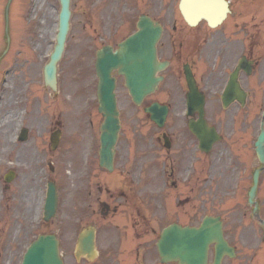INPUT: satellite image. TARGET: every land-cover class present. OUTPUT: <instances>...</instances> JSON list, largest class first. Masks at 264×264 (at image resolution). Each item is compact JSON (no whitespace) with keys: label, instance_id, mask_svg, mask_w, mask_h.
Listing matches in <instances>:
<instances>
[{"label":"rangeland","instance_id":"rangeland-1","mask_svg":"<svg viewBox=\"0 0 264 264\" xmlns=\"http://www.w3.org/2000/svg\"><path fill=\"white\" fill-rule=\"evenodd\" d=\"M6 1L0 0V69L7 68L5 82L0 86V264H19L28 242L44 232L61 235L65 264H77L72 254L76 232L102 217L96 201L101 193L97 194L96 187L103 189L101 198L104 201L108 196L105 185L109 174L105 171L99 174L98 171V136L102 117L97 111L95 99L93 62L99 39L93 27L96 24L93 23L97 21L98 12V16H101L98 24L103 27L105 11L109 12L118 6L116 3L107 5L95 2L96 6L88 7L87 1L94 0H71L70 30L59 62L58 91L52 94L43 86L42 67L54 43L58 0H11L9 47L3 34ZM101 7L104 9L101 10ZM241 20L243 25L246 24L247 36L248 32L249 35L255 32L256 24L264 28V0H245ZM126 30L127 25H124L116 34ZM116 93L123 121L114 170V174H119L122 169H129L136 164L138 156L134 155L132 147L127 150L125 140L140 137V131L134 134L132 129H138L145 120L140 117L141 110L129 104L121 81ZM257 111L256 108L252 114L253 128ZM56 125L61 129V138L58 147L51 150L49 134ZM22 126L28 129V138L25 142L17 143L14 136ZM253 128L249 134L253 133ZM150 129L146 133L148 136L145 135L148 144H151L152 133L158 131L151 124ZM149 148L153 149L151 145ZM149 153L154 156L150 169H156L161 163L160 151L149 150ZM246 156V165H252L254 161L252 155H248V149ZM10 169H14L15 176L6 187L4 175ZM96 173L98 176L95 179ZM48 176L57 185L59 205L55 217L40 224L42 187L44 189L41 180ZM144 176L145 172L136 173L139 187H142ZM148 181L150 183V175ZM129 185L133 189L130 182ZM179 191L182 194L178 197ZM166 197L183 202L190 197V193L178 184L176 189L169 190ZM187 206L173 209L169 216H164L160 213V207L153 202L150 211L162 217L158 226L160 229L172 221L191 224L192 212ZM132 207H119L118 217L105 219L108 222L109 219L113 222L117 220L119 226H130L132 217L128 213L134 210ZM158 227L147 246L150 250L148 264H155L157 260L152 239L154 243L159 234ZM106 231L104 228L100 232L101 238L106 233L105 240L112 232ZM99 245L103 246L102 239H99Z\"/></svg>","mask_w":264,"mask_h":264},{"label":"flooded vegetation","instance_id":"flooded-vegetation-1","mask_svg":"<svg viewBox=\"0 0 264 264\" xmlns=\"http://www.w3.org/2000/svg\"><path fill=\"white\" fill-rule=\"evenodd\" d=\"M177 1L129 0L128 10L129 23L133 28L131 32L135 30V23L141 14L161 26L156 57L167 65L158 73L162 79L157 89L143 99L145 106L154 103L165 106L173 122L171 128L164 129L170 139L168 148L163 144L162 135L154 138L163 146L161 167L169 169L171 177L173 169H192V225L198 226L205 215L219 217L223 235L235 249V256H225L222 264H264L263 225L257 219L262 218L264 207V171L259 174L258 186L250 203L248 190L253 183L252 172L261 165L257 159L254 165L247 166L245 162L246 149L248 155L255 158L254 148L248 143L252 123L247 109L258 108L264 98L263 44L260 41L258 45L257 42L247 45L244 30H239V22L236 21L226 29L222 26L210 27L205 20L190 25L180 14ZM229 4L232 10L229 17H236L240 6L234 7L231 1ZM116 15L122 16L121 11L117 10ZM242 57L252 61L250 74H247L244 63L238 67ZM237 67L236 80L240 92H245L244 98L242 96L241 100L239 93L237 98L234 96L224 105V86L230 82V76ZM186 69L192 76L191 88ZM187 100L193 109L191 119L197 120L198 109L202 108L207 125L214 127L219 135L205 152L199 146L198 136L187 132L189 120L179 117V112L188 108ZM125 183L121 175L115 185V193L110 195L113 199L112 213L118 209L117 202L130 199L123 190ZM134 221L133 234H144L147 230L138 228L149 225V221L140 213ZM124 237L127 238L128 234L124 233ZM124 237L118 246L130 261H121L120 264H148L141 259V247H122ZM114 241L119 242V239ZM212 256L213 244L209 247V261Z\"/></svg>","mask_w":264,"mask_h":264},{"label":"water","instance_id":"water-1","mask_svg":"<svg viewBox=\"0 0 264 264\" xmlns=\"http://www.w3.org/2000/svg\"><path fill=\"white\" fill-rule=\"evenodd\" d=\"M60 12H59V35L55 51L52 54L50 61L44 67V80L47 85L55 88V63L59 58L61 50L63 48V42L66 32L68 30V19L70 15L69 0H59ZM183 11V10H182ZM143 25H146L144 22ZM151 38L150 43H142L138 39L133 37L127 38L121 45L117 52L106 54L97 60L96 70L99 76V111L104 116V121L101 125L100 135V164L107 168H111V161L113 155V146L116 141L117 132L119 129L118 111L115 105V97L113 93L114 81L110 76V70L115 67H119V71L124 74L126 80V86L130 87L131 94L137 102L143 95L145 88L148 90L154 83L153 78V42ZM151 45V56L148 58L147 48ZM134 59V60H132ZM132 60V61H131ZM135 66V71H131V63ZM145 81L143 82V77ZM56 206V194L54 185H50L48 197L46 199V214L45 218L48 219L53 215ZM176 238H172L170 241L160 243V248L166 254H171L174 250L181 248L184 253V260L187 263H191L193 256L192 250L195 249L194 243L207 241L208 237H203L199 233L196 235L190 229L180 230ZM197 240V242H195ZM83 240L82 244H85ZM84 251H90L89 242L83 245ZM219 250H225V244L220 242L218 245ZM57 240L54 235H41L36 239L28 248L24 264H62L58 257ZM205 248L203 251L199 249V255L197 259L204 256Z\"/></svg>","mask_w":264,"mask_h":264},{"label":"bare ground","instance_id":"bare-ground-1","mask_svg":"<svg viewBox=\"0 0 264 264\" xmlns=\"http://www.w3.org/2000/svg\"><path fill=\"white\" fill-rule=\"evenodd\" d=\"M2 123V122H1Z\"/></svg>","mask_w":264,"mask_h":264}]
</instances>
